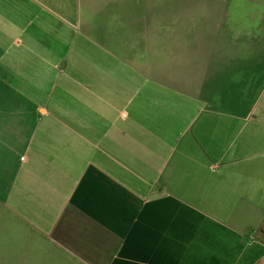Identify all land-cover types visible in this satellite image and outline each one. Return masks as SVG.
Segmentation results:
<instances>
[{
    "label": "crops",
    "instance_id": "obj_1",
    "mask_svg": "<svg viewBox=\"0 0 264 264\" xmlns=\"http://www.w3.org/2000/svg\"><path fill=\"white\" fill-rule=\"evenodd\" d=\"M82 7L0 0V205L23 238L77 264H264V50L186 84Z\"/></svg>",
    "mask_w": 264,
    "mask_h": 264
},
{
    "label": "rangeland",
    "instance_id": "obj_2",
    "mask_svg": "<svg viewBox=\"0 0 264 264\" xmlns=\"http://www.w3.org/2000/svg\"><path fill=\"white\" fill-rule=\"evenodd\" d=\"M82 5L84 20L96 13L100 35L131 37L137 66L163 65L168 76H183L186 84L188 73L195 79L214 67L211 61L219 66L220 52L232 56L225 63L230 65L242 56L250 60L246 55L258 50L254 39L264 50V0H82ZM0 216V264H77L67 258L54 261L33 246L23 238L31 230L23 233L2 205Z\"/></svg>",
    "mask_w": 264,
    "mask_h": 264
},
{
    "label": "trees",
    "instance_id": "obj_3",
    "mask_svg": "<svg viewBox=\"0 0 264 264\" xmlns=\"http://www.w3.org/2000/svg\"><path fill=\"white\" fill-rule=\"evenodd\" d=\"M259 39H254L253 41H252V43H253V47H254V49H256V47H257V49L258 50H260L261 49V45H260V43L259 42H257ZM244 46L246 47V44H244ZM244 47V48H245ZM257 50H254L253 52H256ZM221 53V52H220ZM220 53H218V56H216V59H217V61H218V64H220L219 66H217V68H221V67H224V66H227L225 63L226 62H228L229 61V57H232V56H223V55H221L220 56ZM213 58H215V57H212L211 59L213 60ZM225 58V59H224ZM227 59V60H226ZM226 60V61H225ZM242 60V57H241V59L240 60H238V61H235V63L236 62H240ZM210 64L212 65V66H216L215 64H214V62L213 61H211L210 62ZM231 64H234V63H231ZM238 64V63H237Z\"/></svg>",
    "mask_w": 264,
    "mask_h": 264
}]
</instances>
